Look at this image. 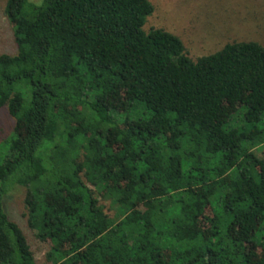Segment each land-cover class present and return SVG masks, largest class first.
<instances>
[{
  "label": "trees",
  "instance_id": "obj_1",
  "mask_svg": "<svg viewBox=\"0 0 264 264\" xmlns=\"http://www.w3.org/2000/svg\"><path fill=\"white\" fill-rule=\"evenodd\" d=\"M153 11L7 0L0 264H264V45L193 60L178 36L144 30ZM15 185L42 261L7 210Z\"/></svg>",
  "mask_w": 264,
  "mask_h": 264
},
{
  "label": "rangeland",
  "instance_id": "obj_2",
  "mask_svg": "<svg viewBox=\"0 0 264 264\" xmlns=\"http://www.w3.org/2000/svg\"><path fill=\"white\" fill-rule=\"evenodd\" d=\"M40 3L42 0H30ZM154 6L144 30L160 28L178 36L188 56L197 60L221 50L227 43L257 41L264 45V0H150ZM7 0H0V54H16L14 28L5 13ZM121 114V113H119ZM240 115L235 114L234 119ZM240 119V118H239ZM16 121L6 107L0 109V143L14 131ZM263 157L264 146L255 149ZM27 188L15 185L9 192L6 207L11 218L24 229L42 261L48 249L41 243L28 224L25 196ZM111 216L116 212L110 203L102 200Z\"/></svg>",
  "mask_w": 264,
  "mask_h": 264
}]
</instances>
